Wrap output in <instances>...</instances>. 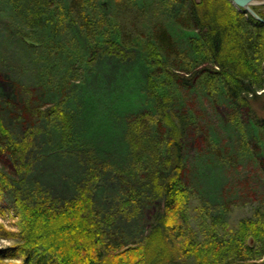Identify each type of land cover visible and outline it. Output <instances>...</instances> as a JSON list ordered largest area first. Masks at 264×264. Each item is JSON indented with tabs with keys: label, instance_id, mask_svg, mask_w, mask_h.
Instances as JSON below:
<instances>
[{
	"label": "trees",
	"instance_id": "16d2710c",
	"mask_svg": "<svg viewBox=\"0 0 264 264\" xmlns=\"http://www.w3.org/2000/svg\"><path fill=\"white\" fill-rule=\"evenodd\" d=\"M166 4L182 6L181 25L197 32L189 37L194 57L180 50L171 32L157 24L148 34L138 31V37L127 36V41L107 37L88 47L86 61L92 67L116 59L125 71L126 65L140 60L147 70L134 85L145 89L151 106L126 117L124 132L132 159L112 177L124 193L118 207L102 211L97 206L94 195L101 172L98 165L90 168L97 160L88 163L82 152L75 169L88 164V170L84 179L73 183L71 198L61 202L41 181L30 183L41 161L32 153L35 132L44 127L16 135L18 131L0 118V156L8 155L14 167L13 172L0 168V216L7 208L1 206L4 194L12 191L20 227L8 230L0 223V239L13 241L0 246V264H264L260 260L264 228L259 220L243 219L229 234L214 229L204 240L188 233L186 198L192 190L185 175L186 150L195 122L175 100V92L193 87L207 74V90H223L246 111L252 124L264 130V118L253 105L264 89V4L254 6L263 20L231 0H167ZM98 71L97 77H103L104 72ZM18 91L15 83L0 75V97L18 108L20 120L38 117L48 128L61 130L64 146L74 142L79 114L68 110L70 97L45 108L31 100L25 106ZM233 123L243 130L242 122ZM16 172H24L18 181L12 178ZM149 199L154 203L149 226L141 239L133 238L118 223L133 218Z\"/></svg>",
	"mask_w": 264,
	"mask_h": 264
},
{
	"label": "rangeland",
	"instance_id": "374dc122",
	"mask_svg": "<svg viewBox=\"0 0 264 264\" xmlns=\"http://www.w3.org/2000/svg\"><path fill=\"white\" fill-rule=\"evenodd\" d=\"M166 3L167 0H0V75L18 86L17 95L22 96L25 106L31 100L45 108L55 100L70 97L66 101L68 110L79 114L74 142L64 146L58 127L48 128L38 117L20 120L18 108L5 103V96L0 97V118L18 131L16 135L44 127L35 132L32 153L41 161L30 175V183L41 181L61 202L71 198L73 183L84 179L88 170V164L75 169L82 152L86 161L97 160L90 168L94 170L98 165L101 172L94 195L99 209L119 206L124 193L120 182L112 177L132 159L124 132L126 117L151 106L145 89L134 85L146 76L147 70L140 60L126 65V70L131 68L127 72L116 59L103 60L100 67H92L86 61L88 47L107 37L127 41V36L138 37V31L148 34L157 24L171 32L180 50L194 57L189 37L197 32L181 25L182 6ZM263 4L264 0H259L253 8ZM97 71L104 72L103 77L98 78ZM207 79L203 74L193 87L175 92L177 106L195 122L192 142L186 150L185 175L192 190L186 198V229L202 240L214 229L221 235L235 232L246 218L259 220V226L264 228V130L252 124L246 111L238 108L223 90H207ZM259 93L253 105L264 118V89ZM235 119L242 122L243 130L236 128ZM0 168L13 172L8 155L0 156ZM22 174L16 172L12 178L18 181ZM153 205L149 199L138 214L118 225L131 232L133 238L141 239L149 226ZM1 206L7 208L0 223L8 230H19L12 191L4 194ZM12 243L0 239V246Z\"/></svg>",
	"mask_w": 264,
	"mask_h": 264
},
{
	"label": "water",
	"instance_id": "95a60500",
	"mask_svg": "<svg viewBox=\"0 0 264 264\" xmlns=\"http://www.w3.org/2000/svg\"><path fill=\"white\" fill-rule=\"evenodd\" d=\"M238 8H243L250 12L256 18L263 20L262 17L254 10L253 5L258 4L259 0H231Z\"/></svg>",
	"mask_w": 264,
	"mask_h": 264
},
{
	"label": "bare ground",
	"instance_id": "6f19581e",
	"mask_svg": "<svg viewBox=\"0 0 264 264\" xmlns=\"http://www.w3.org/2000/svg\"><path fill=\"white\" fill-rule=\"evenodd\" d=\"M3 240V239H2ZM2 246V245H1Z\"/></svg>",
	"mask_w": 264,
	"mask_h": 264
}]
</instances>
